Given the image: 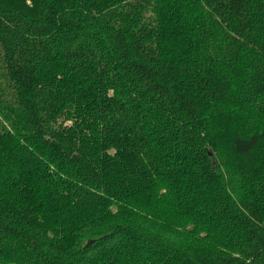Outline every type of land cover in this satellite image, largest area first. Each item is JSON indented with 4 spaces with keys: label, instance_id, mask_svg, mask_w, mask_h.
I'll return each instance as SVG.
<instances>
[{
    "label": "trees",
    "instance_id": "trees-1",
    "mask_svg": "<svg viewBox=\"0 0 264 264\" xmlns=\"http://www.w3.org/2000/svg\"><path fill=\"white\" fill-rule=\"evenodd\" d=\"M0 264H264V0H0Z\"/></svg>",
    "mask_w": 264,
    "mask_h": 264
}]
</instances>
